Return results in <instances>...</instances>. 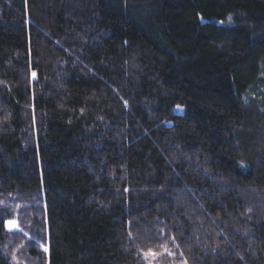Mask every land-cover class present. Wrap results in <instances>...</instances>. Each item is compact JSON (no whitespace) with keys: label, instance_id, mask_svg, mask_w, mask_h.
I'll use <instances>...</instances> for the list:
<instances>
[{"label":"trees","instance_id":"obj_1","mask_svg":"<svg viewBox=\"0 0 264 264\" xmlns=\"http://www.w3.org/2000/svg\"><path fill=\"white\" fill-rule=\"evenodd\" d=\"M0 264H264V0H0Z\"/></svg>","mask_w":264,"mask_h":264},{"label":"rangeland","instance_id":"obj_2","mask_svg":"<svg viewBox=\"0 0 264 264\" xmlns=\"http://www.w3.org/2000/svg\"><path fill=\"white\" fill-rule=\"evenodd\" d=\"M177 109H178V110H181L180 107H178ZM10 221H11V222H14V224L16 225V227H14V228H17L18 224H17V221H16L15 219H8V220H6V221H5V226H6V228H7V229H10V228H9V222H10ZM12 229H13V228H12Z\"/></svg>","mask_w":264,"mask_h":264},{"label":"snow or ice","instance_id":"obj_3","mask_svg":"<svg viewBox=\"0 0 264 264\" xmlns=\"http://www.w3.org/2000/svg\"><path fill=\"white\" fill-rule=\"evenodd\" d=\"M14 227H16V225L14 224V222H9V228H10V230L12 229V228H14Z\"/></svg>","mask_w":264,"mask_h":264}]
</instances>
